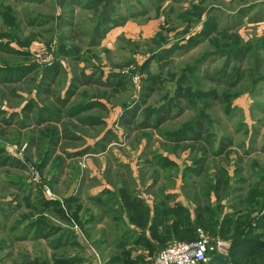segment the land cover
<instances>
[{
  "label": "rangeland",
  "instance_id": "rangeland-1",
  "mask_svg": "<svg viewBox=\"0 0 264 264\" xmlns=\"http://www.w3.org/2000/svg\"><path fill=\"white\" fill-rule=\"evenodd\" d=\"M263 8L264 0H0V44L13 51H0V264L24 258L57 264L78 256L81 264H122L126 254L117 243L120 237L137 236L125 232L129 209L135 206L115 197L113 190L106 192L107 183L116 180L126 183L130 196H142L150 210L163 199V188L175 196L168 204L186 205L194 218V195L200 193L197 202L204 206L203 193L212 194L213 186L225 179L242 189L231 194L232 200L222 197L223 213L244 214L247 190L264 175V67L258 71L259 61L264 63V21L248 19ZM123 18L126 23L118 27L103 22ZM95 27L104 37L90 46ZM197 39L201 42L195 46ZM230 48L249 52L245 67L254 75L225 89L205 76L219 70L225 58L213 55L200 68L196 60ZM166 53L167 59L155 60ZM183 74L189 78L185 84ZM50 76L53 83L46 80ZM84 78L104 85H81ZM153 81L156 90L146 97L145 83ZM165 106L170 107L169 119L160 128H135L145 120L154 122ZM38 114L56 119L33 125ZM198 119L203 120L202 134L213 142L211 151L231 144L224 155L200 163L197 148L207 142L195 141L192 150L190 141L175 144L166 137ZM4 157L17 163L1 165ZM102 182V202L87 204L89 190ZM73 187L89 206L79 199L81 216H96L93 223L80 225L65 204ZM42 198L60 201L71 219L58 217L53 203L41 215ZM210 203L215 211L214 194ZM255 214L253 226L264 208ZM116 215L123 218L116 220ZM44 216L56 230L48 232L40 221L29 223ZM259 226L253 234L264 238V226ZM199 228L209 240L219 239L222 249L216 254L231 260L233 233L221 237L202 226L197 232ZM43 232L48 235L36 239ZM132 239L128 248L133 258L143 243ZM159 252L145 262L156 264ZM234 262L264 264V250L246 251Z\"/></svg>",
  "mask_w": 264,
  "mask_h": 264
},
{
  "label": "trees",
  "instance_id": "trees-1",
  "mask_svg": "<svg viewBox=\"0 0 264 264\" xmlns=\"http://www.w3.org/2000/svg\"><path fill=\"white\" fill-rule=\"evenodd\" d=\"M158 0H150L153 4H155ZM264 8L259 10V12L253 14L248 19L250 22H261L264 21ZM263 14V15H262ZM127 20L120 19V20H107L103 19V22H107L108 27H118L122 26L126 23ZM241 21V20H240ZM240 23V22H239ZM237 25V24H235ZM104 31L99 32L98 28L95 27L93 33L91 34L90 39V46L97 45L96 40L99 38L104 37ZM72 39H75L72 37ZM199 42H201L199 39L195 40L193 45H197ZM194 46V47H195ZM0 51H11V49H8L0 44ZM249 52L244 51L242 48H230V49H217L211 52H207L196 60V67L201 66V64H206L207 60H210L213 55L216 56H222L225 58V63L222 67H220L219 70H216L213 74L209 73L208 71L205 72V76L208 79V81H213L218 83L219 85L224 86L225 89H232L238 86L240 83H242L245 78L248 75H254V71H251V68L245 67V62L247 59V55ZM167 55L169 53L164 54L163 56H155V60H161V59H167ZM264 67V63L262 60L259 61L258 64V71H261ZM49 75L48 73H45V76ZM51 77V76H50ZM47 77L46 80L50 79L51 83H53V78ZM188 77L186 74H183L181 76V84H185L188 82ZM19 79H16L15 81H18ZM4 82L2 79L0 83ZM6 82V81H5ZM81 85H90V84H98V85H104L99 79L92 80L91 78H84L83 80H80ZM113 84H116V82H109V85L112 86ZM148 86H144L143 88V95L146 97L149 95L147 92L155 91L157 82H146ZM50 85V84H49ZM46 93H50V88L45 89ZM149 92V93H150ZM177 97H184V95L177 94ZM219 99V98H218ZM64 104V103H63ZM206 109L211 108V104L205 103ZM62 109V108H61ZM64 110V109H62ZM182 111L181 109H179ZM136 111V109H135ZM169 113H170V107L165 106L161 108L159 113L155 116L154 122H150L151 119L145 120L142 123L135 124V128L139 130L144 129H158L163 125L166 121L169 119ZM128 116V115H127ZM56 119L50 117V120ZM127 119V118H125ZM133 119V118H132ZM132 119H127V123L134 124L135 122ZM5 121V120H4ZM43 120L39 119L36 121L38 125L41 124ZM6 122V121H5ZM9 125V123H7ZM204 124L202 119H198L194 124H191L188 126V128L185 131H182L177 134H171L166 135L168 139H170L175 144H180L184 142H188L192 145L191 149L193 150L196 148L195 141H204L207 142L206 144H200V146L197 148L202 154L198 158L197 161L200 163H203L206 159H208L211 156H221L224 155L226 152V147H230L228 143H221L219 148L211 151L213 147V142L210 141L211 139L209 137L204 136L202 133L204 132ZM159 132L163 135V133L159 130ZM66 137H69V134L66 135ZM53 139H56V133ZM35 140H33L34 142ZM230 141V140H229ZM30 141H28V144ZM189 144V145H190ZM207 145H210V147L207 149ZM102 151H104L105 145L100 144L98 146ZM94 151V150H93ZM91 152V151H89ZM4 153V150H0V154ZM2 156H0L1 159ZM5 163H9L11 165H14L15 161H10L9 157H4V160L1 162V165H4ZM16 167V166H14ZM200 171L201 168H200ZM222 172H225L224 169L221 170ZM199 174V173H198ZM222 179V178H221ZM155 180V179H154ZM264 180V175H261V180H258L251 184L249 189L247 190V197L244 199V210L246 209V212L244 214H234L235 212H228L223 213V204H222V197L228 196L231 192L234 191L232 186H229V184L226 182L225 179L219 180V183L215 186H213V193L216 197V208L215 211H213V207L211 206V196L212 194L209 191H206V193H203L205 201L207 200V204H204L202 206L201 202H197L199 199V194H195L194 198L196 199L195 202V209L194 214L195 217L193 218L190 212V208H188L186 205L178 202L174 203V205L168 204V201L175 198L173 194H170L168 192H165V190L162 188L159 190L161 196H163V199L159 200L154 205V209L152 214L150 213V209L143 203V199L136 196V192L133 193L134 196H130L128 194L130 189L127 188L126 183H122L116 189L114 190L115 197L116 196H123L124 199H127L128 201L133 202V207L130 208V214H129V228L125 230V232H129L128 234L136 233L137 236L132 239L133 236L128 237L127 239H120L118 240L117 247L118 250L122 251V254H126V258L122 259V264H148L145 261L148 259L147 256L143 253L137 254L135 257L132 258V248H128L131 243V239L133 240L134 244H140L143 243L142 246L146 249H148V255L154 256L158 250L160 252L169 245L172 241H191L198 238V227H204L207 229V231H210L214 235L219 236H229V234L233 233V239H232V249H231V261L236 264L235 258L238 255H241L242 253L246 251H253L257 248H262L264 250V238L261 237V235L253 234L254 230H258L260 228L259 225L264 226V215L262 217H259L257 220V224L255 226L252 225V221L256 218L257 212H260V209L264 208V185H262V181ZM242 188H238L235 191L238 192ZM107 193H110L109 190H106ZM132 192V191H131ZM128 197V198H127ZM65 204L69 206V209L73 210L72 214L74 218L78 221L80 225L86 226L89 222L95 221L94 215L88 216V219H84V216H81V210H83V206L80 203L79 199L75 196H68L63 198ZM126 200V201H127ZM127 201V202H128ZM58 202L55 200L54 202H50L47 199L44 200L42 198L39 201V212L42 214H45V211H50V205L53 203L56 206V210L54 211L58 217L64 220H70L71 216H67L65 213V209L63 205H58ZM77 205V206H73ZM129 206V205H128ZM212 209V210H211ZM128 212V210H126ZM212 212V213H211ZM120 218H123L122 215H116L114 219L118 220ZM83 219V221H82ZM81 220V221H80ZM42 222V225L44 226V229H49L48 232L51 230H56L57 228L52 224L50 221L47 220L46 216L39 217L38 220H31L29 223L35 224L38 222ZM48 232L41 233V236H38L36 239H43L48 235ZM52 233V232H51ZM149 234L150 237L147 238L146 235ZM124 236V235H123ZM122 236V237H123ZM152 238L153 241L150 240ZM22 239L23 238L22 236ZM248 246V248H246ZM250 247V248H249ZM256 247V248H252ZM249 249V250H248ZM159 252V253H160ZM158 253V254H159ZM156 259V258H155ZM81 261L83 259L78 256L73 259H58L57 264H81ZM16 264H47L46 258L40 259L35 258L34 260H29L28 258H24L21 262H18ZM206 264V263H202ZM248 264V263H246Z\"/></svg>",
  "mask_w": 264,
  "mask_h": 264
},
{
  "label": "built area",
  "instance_id": "built-area-1",
  "mask_svg": "<svg viewBox=\"0 0 264 264\" xmlns=\"http://www.w3.org/2000/svg\"><path fill=\"white\" fill-rule=\"evenodd\" d=\"M222 242L209 240L202 229H198V238L191 241H178L166 246L156 258V264H202L219 252Z\"/></svg>",
  "mask_w": 264,
  "mask_h": 264
},
{
  "label": "crops",
  "instance_id": "crops-1",
  "mask_svg": "<svg viewBox=\"0 0 264 264\" xmlns=\"http://www.w3.org/2000/svg\"><path fill=\"white\" fill-rule=\"evenodd\" d=\"M38 116H39V114L36 115L35 121L32 122L33 125H34V124H35V125H38V124L36 123V121L40 119ZM41 120H43V121H42L41 124L38 125V126H41L42 123H45V122H47V121H51V120H50V117H49V118L43 117V118H41ZM91 175L93 176V175H95V173L92 172ZM98 177H99V176H98ZM107 184H108V186H107L106 188H105L106 185H104L103 182H102V184H101L100 186H96L94 189L89 190V193H87V195L89 196V198H87L86 201H89L90 203H87V204L90 205V204H92V203H101L102 200H101V198L99 197V196H100V192H102V190H103L104 188H105V189H108L109 191H111V190L114 191V188H116V187H118L119 185H121L122 182L119 183V181L116 180L115 183H111V184L107 183ZM116 184H118V185H116ZM230 186H232V188L234 189V191L231 192L228 196L225 197V201H228L229 199L232 200V196H231V194H232V193H235V189L237 188V187H235V186L233 185V182L230 183ZM139 188H140V187H138L137 189H139ZM71 191H72V193H70V194H73V193H74V194H75V197L78 198V199H81V201H82V198H81L82 195H79V193H80L79 189H77V188L75 189V187H73V189H71ZM74 194H73V195H74ZM140 197H142V196H140ZM234 197H235V196H234ZM234 197H233V198H234ZM82 202H83V201H82ZM91 202H92V203H91ZM83 204H84V202H83ZM87 204L85 203L84 205H86L87 207H89ZM222 204H224V202H222ZM92 212H93V211H92ZM152 212H153V209L150 210V213H151V214H152ZM91 223H93V222H91ZM89 224H90V223H89ZM146 237L149 238L150 235L147 234ZM150 240L153 241L152 238H150ZM172 242H173V241H172ZM172 242H170V243H172ZM141 246H142V245H141ZM139 253H143V254H145L148 258L152 257V256H149V255H148V249H146V248H144V247H143V248L141 247V250L139 251ZM137 254H138V253H137Z\"/></svg>",
  "mask_w": 264,
  "mask_h": 264
},
{
  "label": "water",
  "instance_id": "water-1",
  "mask_svg": "<svg viewBox=\"0 0 264 264\" xmlns=\"http://www.w3.org/2000/svg\"><path fill=\"white\" fill-rule=\"evenodd\" d=\"M206 264H232V262L227 256L222 254H213L207 259Z\"/></svg>",
  "mask_w": 264,
  "mask_h": 264
}]
</instances>
